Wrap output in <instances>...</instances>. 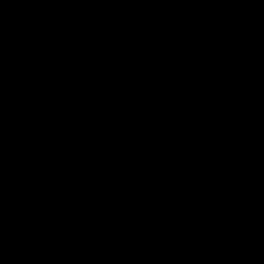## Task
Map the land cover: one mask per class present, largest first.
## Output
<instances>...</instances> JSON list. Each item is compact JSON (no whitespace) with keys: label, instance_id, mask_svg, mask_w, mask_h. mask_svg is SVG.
Masks as SVG:
<instances>
[{"label":"water","instance_id":"95a60500","mask_svg":"<svg viewBox=\"0 0 264 264\" xmlns=\"http://www.w3.org/2000/svg\"><path fill=\"white\" fill-rule=\"evenodd\" d=\"M0 264H264V0H0Z\"/></svg>","mask_w":264,"mask_h":264}]
</instances>
